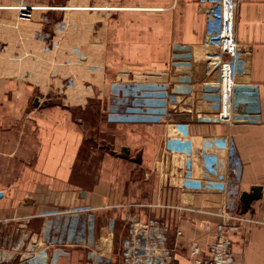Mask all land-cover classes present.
I'll use <instances>...</instances> for the list:
<instances>
[{
	"label": "crops",
	"instance_id": "crops-1",
	"mask_svg": "<svg viewBox=\"0 0 264 264\" xmlns=\"http://www.w3.org/2000/svg\"><path fill=\"white\" fill-rule=\"evenodd\" d=\"M12 1L0 54L40 71L38 35L65 22L58 56L78 47V82L109 101L74 111L0 80V264H122L134 217L166 222L172 264H192L227 207L255 221L234 257L264 264V0H22L32 21ZM141 201L164 208L124 206Z\"/></svg>",
	"mask_w": 264,
	"mask_h": 264
},
{
	"label": "built area",
	"instance_id": "built-area-1",
	"mask_svg": "<svg viewBox=\"0 0 264 264\" xmlns=\"http://www.w3.org/2000/svg\"><path fill=\"white\" fill-rule=\"evenodd\" d=\"M13 9L17 12V17L22 21H32L34 19L35 8L31 7L27 3H21V5H16ZM67 24L62 22L57 25V31L52 35L39 34L38 38L45 41L46 44L43 48L42 59L44 62V67L37 68L34 66V61L36 60V55L33 53H25L24 55H13L12 61L18 70L15 71V78H21L26 75L28 71L30 72H42V74L48 79L59 80L58 78L54 80L51 78V73L56 74V72H62L60 67H57V62L55 55L61 51L62 40H65V33L67 32ZM67 35V33H66ZM33 54L34 56H32ZM71 55L79 56V61H76L77 68L80 67L86 61L87 58L83 52L78 47H73L71 49ZM71 55L69 57H71ZM36 56V57H35ZM45 58L52 60L55 68H50L49 64L45 62ZM47 59V60H48ZM70 59V58H69ZM67 65L70 63L67 62ZM60 66V65H59ZM22 68L21 76L20 70ZM92 71H99L97 67H92ZM66 74V78H65ZM63 73L61 81H63L62 92L65 84V92L61 96L62 104L67 107L74 106H86L89 104L91 99L98 97V92L96 87L92 83L80 84L78 81H67L69 75L65 72ZM49 75V76H48ZM45 78V79H46ZM45 79L40 78L43 82L42 88L45 87ZM31 80V79H29ZM32 81V80H31ZM60 81V80H59ZM33 82V81H32ZM43 90V89H42ZM125 206V205H124ZM130 209H144V208H158L164 207L163 204L157 202L141 201L130 203L127 205ZM222 220L217 224L215 240L210 245L208 249H204L200 246L198 242L192 243L188 248V256L192 264H241L232 253V245L234 236L242 232L247 225L255 221L245 219L241 216L239 209L235 207H227L221 214ZM246 223V224H245ZM180 234V233H178ZM168 241V228L166 222L154 217L150 218L145 222H142L139 217H134L130 221L129 228V238L123 243V248H127L124 256H122L123 264H172L173 251L169 250L166 246Z\"/></svg>",
	"mask_w": 264,
	"mask_h": 264
},
{
	"label": "rangeland",
	"instance_id": "rangeland-1",
	"mask_svg": "<svg viewBox=\"0 0 264 264\" xmlns=\"http://www.w3.org/2000/svg\"><path fill=\"white\" fill-rule=\"evenodd\" d=\"M13 3H11L12 5H21V3H25L26 1H22V0H13L12 1ZM9 14H3V15H0V18L1 16L4 17V16H15L16 13H13V11H8ZM59 54H56L55 55V59H56V62L59 61V67L60 69L62 70V67L65 69V72L69 73V77L67 79V81L70 79H72L71 81H78L79 79V75L76 73V69H77V63L76 61H79V56L77 55H71V57H66L64 56V59L61 61V56H58ZM70 58V59H69ZM12 59V55L10 56H2L0 54V75H4L5 74L7 75L8 74V77H4V78H1L0 77V80H7V81H11V83L13 84H24V89L23 91H25L26 93H30L31 91V96H32V100H34L35 97H39V99L41 98H44L45 102L47 103H56V102H59L61 101V96L63 94V92H65V88L67 87V84H65V87L63 88V92H62V87H63V81H61L62 79V76H63V73L61 72H56L55 75H53L54 73H51L50 77L51 78H55L59 79V80H55V82H57L56 84L54 83L53 85V82H52V86L48 88V92H47V88H42L41 85H43V82L40 80V78L42 79H45L46 77L42 74V72H30L28 71L26 73L25 76H23L22 72L20 71L21 73V77L20 79H15L13 78V75L15 73V71H5L4 67H6V62L11 60ZM69 62L70 64L67 65L66 63ZM86 61H82V63L84 64ZM92 67H90L89 69L91 70ZM49 76V75H48ZM65 78H66V74H65ZM31 79V80H29ZM48 79V77H47ZM50 80V79H49ZM26 84H29V86H27ZM46 87V86H45ZM43 89V90H42ZM18 93H20V95H22V90L21 89H18ZM108 96L109 94L107 93L106 95L104 94L103 96V99H100L99 101L103 102V103H106L108 102ZM99 98V97H98ZM59 100V101H58ZM98 100H93L92 102L90 101L89 105H86V106H74L72 107L73 109H69V107L63 106V104H53V105H59L61 106L62 108L64 109H69V110H74V111H80V110H91L93 111L95 108H99V105L100 103ZM94 108V109H93ZM148 202H153V201H148ZM127 206V205H125ZM161 208H164V207H161ZM127 251V248H122V252H121V257L124 256L123 254H125ZM125 252V253H124ZM123 264V263H122Z\"/></svg>",
	"mask_w": 264,
	"mask_h": 264
},
{
	"label": "bare ground",
	"instance_id": "bare-ground-1",
	"mask_svg": "<svg viewBox=\"0 0 264 264\" xmlns=\"http://www.w3.org/2000/svg\"><path fill=\"white\" fill-rule=\"evenodd\" d=\"M96 91H97V89H96ZM98 92V91H97Z\"/></svg>",
	"mask_w": 264,
	"mask_h": 264
}]
</instances>
